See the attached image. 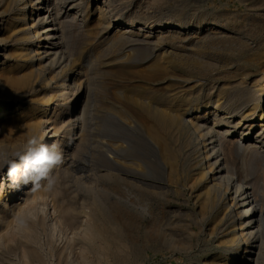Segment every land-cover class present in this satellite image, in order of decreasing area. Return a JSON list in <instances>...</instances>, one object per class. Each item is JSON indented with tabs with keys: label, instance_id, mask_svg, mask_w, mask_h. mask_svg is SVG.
I'll return each instance as SVG.
<instances>
[{
	"label": "bare ground",
	"instance_id": "bare-ground-1",
	"mask_svg": "<svg viewBox=\"0 0 264 264\" xmlns=\"http://www.w3.org/2000/svg\"><path fill=\"white\" fill-rule=\"evenodd\" d=\"M85 1L0 0V105L4 106L0 108V148L19 149L28 138L37 136L43 143H58L64 153V163L51 171L55 180L51 190L42 187L33 192L31 184L16 189L11 186L7 168L0 172V240L4 232L7 234L14 226L26 238L19 243L25 261L48 264L37 230L48 225L53 232L57 229L55 223L50 224L38 217L41 206L51 200V211L57 215V220L74 229L78 235L58 250V260L64 258L67 264H87L85 256L80 253L76 256L77 249L82 254L84 249L92 251L81 237L94 242L96 236L90 231L80 232L83 224L75 208L65 200L63 190L69 177L78 180L82 176L76 177L75 174H85L94 169L83 160L88 154L85 153L87 136L84 135V128L89 106L97 102L100 135L131 136L133 141H126V147L118 148L120 154L106 144V140L98 141L95 155L97 173L93 170L97 174V182L96 186H92L95 197L115 200L116 205L125 202L127 206L148 215L152 224V219H156V212L150 211L155 198L153 192L162 188L168 190L169 183L146 182L144 188L141 185L138 189L131 183L136 175L126 164L132 163L134 155H147L151 163L163 169L168 182H171L177 161L181 157L186 158L192 151L198 155V163L205 165L191 183L192 188L201 193L200 210L214 220L211 232L221 230V248L229 249L212 257L209 264H264V190L257 178L252 181L248 176L251 173L245 171L239 177L234 162L233 166L227 160L229 155L236 154L248 161V165L255 159L262 161L264 157L261 153L264 151V29L256 45H244L247 52L242 61L244 67H240L239 63L226 83L216 87L213 62L206 61L198 53L178 51L180 53L172 58L156 57L143 51V46L152 43L150 37L154 32L153 37L159 39L161 35H156L159 33H192L186 32L189 22L140 23L133 30L136 20L130 18L124 23L123 16L114 14V2L111 0H96V25L81 30L84 38L81 45L72 47L73 27L84 17L82 9ZM209 22L200 20L196 30L203 29L201 37H213L217 33L213 32V27L219 30L228 27L227 23L220 21ZM81 23H78L79 27ZM122 25L126 28L119 29ZM141 32L145 33L143 38L139 36L143 35ZM126 51L133 52L126 55ZM111 54L114 58L110 59ZM34 61L37 63L34 64ZM125 61L146 63L149 80L168 78L173 83L162 93L163 97L156 100L149 96L136 98L125 95L122 90L115 92V97L108 98L104 87L97 94L95 91L91 93L90 85L95 86L104 75L98 69L100 65ZM21 64L23 67L26 65L24 70L19 68ZM74 67L77 69L72 73ZM203 89L205 91L201 94ZM131 103L137 104H134L137 110L132 109ZM234 134H238L237 137L230 140L229 136ZM226 143H230L231 147L227 148ZM89 177L86 178L91 182ZM86 182L85 185H89ZM141 198L146 201L143 205ZM84 207L93 210L91 206ZM230 212L239 221L234 222L236 226L233 229L228 228ZM112 255L109 246L99 247L91 261L102 257L110 261ZM7 262L13 261L9 259Z\"/></svg>",
	"mask_w": 264,
	"mask_h": 264
},
{
	"label": "rangeland",
	"instance_id": "rangeland-1",
	"mask_svg": "<svg viewBox=\"0 0 264 264\" xmlns=\"http://www.w3.org/2000/svg\"><path fill=\"white\" fill-rule=\"evenodd\" d=\"M111 1L114 2L112 6V8H114V14H116L118 17L123 16L125 20L124 23L129 21L130 18L136 20L133 30L137 29L140 23L150 24L156 21L159 23L169 21H174L176 23L189 22L190 26L186 32L192 33L185 35L175 31H173L174 33L170 32V34L159 33L156 34L161 35V39H159V37H153L155 35L154 32L150 37L152 40L149 38L152 43L143 46V51L156 57L172 56V58H174L175 54L185 51L198 53L204 57L206 61L210 63L213 62L212 64L216 70H214L215 79L212 80L213 82H216V87H221L222 84L226 83L228 76L233 74L232 72L239 66V63L241 64L240 67H244L242 61L247 55L244 45L246 43H248L250 46L256 45L261 39L259 36H261L263 33L262 30L264 29V12H262L264 11V0ZM96 3V0H86L84 2L82 9V12L84 11L82 14L84 17L82 16L80 22H76L75 26L73 27L74 38L72 39V47H75V45L79 47L81 45L84 39L81 30L88 28L89 26L96 25ZM69 15L71 16L72 12H70ZM200 20L210 21L209 23L220 21L227 23L228 27L224 28V30H219V28L213 27V32H217L213 37H201L203 29H200L199 31L196 30ZM78 23H81V27L78 26ZM121 28L123 29L126 27L125 25H122L119 27V29ZM144 31H147V29ZM141 34L143 35L139 36L143 38L145 33L141 32ZM186 37L188 39H186ZM132 52L126 51L125 53L127 55L130 53L132 54ZM109 58H114V54L109 55ZM123 62L118 64L112 63L110 65H100L98 69L102 70L104 75L99 78L95 86L93 84L90 85L91 93L94 94L95 91V94H97L96 92L104 87L105 93L109 94L108 98L111 96L115 97L117 94H115V92L122 90L125 95L135 96L136 98L149 96L156 100L162 98V93L165 92L168 86L173 83L168 78L162 81L149 80L148 77H146V63ZM36 63L37 61H34V64ZM172 67H176V64H172ZM19 68L24 70L26 65L23 67L21 64ZM76 69L77 68L74 67L72 73H74ZM169 72L172 73L173 71L170 70ZM204 91L205 89L201 91V94H203ZM134 104L137 105L136 103ZM134 104L131 103L132 109L137 110V106ZM74 105L76 106L77 103ZM97 105V102H95L89 106L87 113V124L84 128V135L85 137H88L85 138L87 146L85 153L88 154H85L87 156L85 159L83 157V160L89 162L94 169H92V172H90L91 170L86 172L87 174H84L83 172H79L78 175L75 174L76 177L82 176L79 178L80 180H76L73 178V176H71L73 179L69 177L67 182L68 185L63 190L65 200L68 204L75 208V212L80 218L79 221L83 224L80 232H83L84 234L86 231H90L93 234L95 233L96 236L94 242H92L90 239H82L81 237V240H84L91 247L92 251L84 249V253L82 254V251L77 249L76 256L78 257V253L85 256L87 258H85L87 264H209L210 261L213 260L212 257L217 254H224L226 251H228L229 249L224 250L221 248V230H212L211 232L210 228L212 227L211 224H213L214 220H211L208 214L205 215L202 213L199 205V194L201 193L197 190V188H192L191 186V183L201 174V171L205 167L203 162L198 163V155L194 154L192 151L186 158L181 157L177 161L178 164L176 166L173 181L170 178L171 182H168V178L165 176L164 171H162L163 169H160L159 167H156V164L151 163L150 159L146 157L147 155H134L131 157L132 163L126 164L129 169L133 171V174L136 175V179L132 180L131 183L138 189L141 185V187L144 188L143 185H145L146 182L153 181L156 184L163 183L164 185H168L167 183H169L168 190L162 188L153 192L155 198L152 200V209H150V211L153 210L154 213L156 212V219H152V224L149 223L150 217L148 215L142 211H138V209L134 207L127 206L125 202L120 201L121 203L116 205L115 200H104L100 199L99 197H95L96 194L93 192L92 186H96L97 182V171L95 170L97 163L95 160V155L98 141L102 139L106 140L104 142L109 144L111 148L119 154L120 151L118 148L126 147L128 145L126 141H133L131 136L123 137L118 134H114L112 137H109L106 134L101 136V132L99 131L98 127L100 119L98 112L96 111L99 106ZM3 107V105H0V108ZM237 135L238 134L229 136L230 140H234ZM104 136L105 138H103ZM226 147L230 148V143H228ZM261 153H264V151ZM231 157L229 155L227 160L229 163H231V165L234 166L235 164L234 168L237 172V175L240 177L241 175H244L245 171L246 173H251L252 175L250 174L248 176H250L252 181L257 178L264 190V183H262L264 182V157L262 161H260V158L259 161L258 159L252 161L253 165L259 167L253 168L254 166L251 165L252 162H249L252 169L248 166L249 163L247 165L248 161H244L238 155L231 154ZM242 162L246 163L243 165ZM260 163H262V165ZM246 165L249 168L246 167V169ZM249 169H251L252 172ZM93 170L96 171V173H94ZM257 175L260 176L258 177ZM83 177H85V179ZM86 177H89L91 182H89ZM85 181H87L86 183L89 185L91 183L92 184L90 186L87 184L85 185ZM149 190L152 192L151 189ZM262 199L264 206V191L262 194ZM50 202L51 200H48L49 204H43L45 207L43 205L41 206L38 211V217L40 219L46 220L48 223L50 222V224L55 223L57 229L53 232V228L51 226L49 227L48 225L47 227L38 229L37 235L38 238H40L39 240L41 244L45 248V257L48 264H67L66 262L64 263V258H60L58 260L60 257L58 255V250H60V248L62 249V246L65 247L68 242L70 243L73 238L77 237L78 235L75 234L74 229L68 228L66 225L62 224L59 219L57 220V215L51 211L52 204ZM144 202H146L145 198H141V205H143ZM86 205L91 206L93 210L89 211L88 208L87 210L86 207H84ZM169 212H171V214ZM229 218L230 223L228 228L233 229L236 226L234 224L239 223V221L233 212H230ZM11 230L7 234L4 232V235L0 240V255H3L0 256V264H8L7 261H9V259L13 262H17L15 264H21L23 261V264H33L32 261L30 263L25 261L21 253L22 250L19 247V243L26 241V238L22 233H19L20 231L17 230L16 227L13 226L14 233L13 230ZM70 233L73 234L71 235ZM9 234L11 236H9ZM56 235H58V237ZM63 236L64 238H62ZM12 239H14L13 242ZM57 241L60 243V245ZM5 242L6 244H3ZM61 242L63 243L61 244ZM49 243H52V246H49ZM8 245L11 246L9 250ZM103 246H109L113 251L111 260L108 261L106 258L102 257L98 260H95V262H92L91 257H93L95 251H97L99 247L102 248ZM14 249H16V252H14ZM17 249H19V251ZM8 257L9 259L5 260V258Z\"/></svg>",
	"mask_w": 264,
	"mask_h": 264
},
{
	"label": "clouds",
	"instance_id": "clouds-1",
	"mask_svg": "<svg viewBox=\"0 0 264 264\" xmlns=\"http://www.w3.org/2000/svg\"><path fill=\"white\" fill-rule=\"evenodd\" d=\"M63 163L62 146L58 143H43L37 136L28 138L19 149L0 148V172L7 168L8 179L16 189L31 184L33 192L42 187L51 190L55 184L51 171ZM44 181L46 185L42 184Z\"/></svg>",
	"mask_w": 264,
	"mask_h": 264
}]
</instances>
